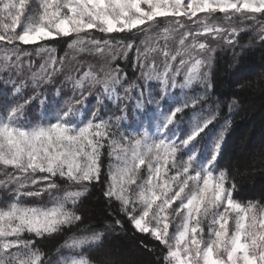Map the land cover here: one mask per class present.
<instances>
[{"label":"snow or ice","instance_id":"1","mask_svg":"<svg viewBox=\"0 0 264 264\" xmlns=\"http://www.w3.org/2000/svg\"><path fill=\"white\" fill-rule=\"evenodd\" d=\"M238 25L264 43V0H0V264H96L91 249L126 226L155 264H264V205L234 198L219 168L227 121L209 131L220 101L193 94L211 88L212 42L236 44ZM61 42L99 67L65 72ZM133 53L129 81L116 61ZM60 75L71 94L53 100L42 89ZM96 184L119 218L43 252L39 240L83 223Z\"/></svg>","mask_w":264,"mask_h":264},{"label":"trees","instance_id":"2","mask_svg":"<svg viewBox=\"0 0 264 264\" xmlns=\"http://www.w3.org/2000/svg\"><path fill=\"white\" fill-rule=\"evenodd\" d=\"M54 47L57 56L69 54L65 62V72H68L73 65L81 67L80 73L71 72L73 76L82 74L89 64L99 67L98 57L85 54L76 56V59L72 60L66 44L61 42ZM133 56L134 53L130 54L127 60L116 61L127 72L129 81H135L141 75ZM33 59L38 66L39 58L33 57ZM209 84L210 89L194 86L193 94H206L207 103L214 109L217 107L214 102L219 100L218 122L228 123L219 157V168L226 170L230 181L235 182L234 198L237 201L259 202L264 205V43L260 42L255 32L249 30L241 32L236 44L214 54L209 72ZM70 87V84L63 83V75H60L55 78L53 85H46L42 90L54 100L57 89L70 95ZM152 91L155 95L159 90L157 88ZM233 98L237 103L229 111L228 103ZM3 99L4 96L0 94V100ZM86 103L89 108L95 106L92 97H89ZM35 111L38 113V107ZM105 163H107L106 157ZM102 191L103 185L96 184L79 202L76 210L82 216L83 223L71 227L70 230L54 234L50 238L39 240V248L56 258V250L73 235L83 234L81 230L84 229L103 230L105 224L119 218L104 200ZM7 196L8 193L1 190L0 198L4 200ZM26 202L38 203L31 199ZM140 239L142 237L135 235L127 226L124 230L117 228L115 231H108L102 240V246L93 247L88 255L95 259L96 264H105L107 260L119 261L120 264H155L158 250L149 252L138 247ZM151 247L155 248V245Z\"/></svg>","mask_w":264,"mask_h":264},{"label":"rangeland","instance_id":"3","mask_svg":"<svg viewBox=\"0 0 264 264\" xmlns=\"http://www.w3.org/2000/svg\"><path fill=\"white\" fill-rule=\"evenodd\" d=\"M238 27H241V28H245V29H247V30H249V31H251L250 29H248L247 28V25H238ZM247 30H245V31H247ZM241 32H244V31H241ZM240 32V33H241ZM256 35H257V33H256ZM258 36V35H257ZM230 46H232V45H227V44H225V43H223L222 41H220V42H216V41H213L212 42V47L214 48V53H213V55H212V58H211V63H212V59H213V56H214V54L217 52V51H219V50H221V49H224V48H229ZM82 55H85V54H82ZM35 57V56H34ZM39 58V57H38ZM39 61L40 62H42L41 60H40V58H39ZM39 62V63H40ZM211 67V66H210ZM210 67L209 68H206L205 69V71L206 72H208V78H207V81H206V83H208L209 84V72H210ZM183 71V70H182ZM178 79V81H180V80H182V76L181 77H178L177 78ZM194 86H197V87H199V88H204L203 87V83H201V84H197V85H194ZM159 90V89H158ZM154 94V93H153ZM177 96L179 97V98H182V94L179 92V90H177ZM209 106H212V105H210V104H204L203 105V107L205 108V109H207ZM213 110H215L214 108H213ZM225 122L226 121H220V122H218V120H217V122L215 123V127H213V126H210L211 128H209V131L210 132H213V133H215V132H218L219 130H221V128H223L224 127V125H225ZM228 124V123H227ZM126 130V129H125ZM0 193H1V190H0ZM3 200V198H0V201H2ZM47 200V197H45V201ZM38 203H39V201H37ZM62 251L63 252H68L69 250L68 249H62Z\"/></svg>","mask_w":264,"mask_h":264}]
</instances>
